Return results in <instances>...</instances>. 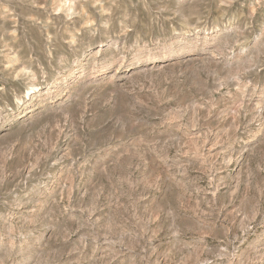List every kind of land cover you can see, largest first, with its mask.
<instances>
[{
    "label": "rangeland",
    "instance_id": "rangeland-1",
    "mask_svg": "<svg viewBox=\"0 0 264 264\" xmlns=\"http://www.w3.org/2000/svg\"><path fill=\"white\" fill-rule=\"evenodd\" d=\"M240 261L264 264V0H0V264Z\"/></svg>",
    "mask_w": 264,
    "mask_h": 264
},
{
    "label": "bare ground",
    "instance_id": "bare-ground-1",
    "mask_svg": "<svg viewBox=\"0 0 264 264\" xmlns=\"http://www.w3.org/2000/svg\"><path fill=\"white\" fill-rule=\"evenodd\" d=\"M155 57H156V56H155ZM155 63H156V62H155ZM239 263H240V264H243V262H242V261H240Z\"/></svg>",
    "mask_w": 264,
    "mask_h": 264
}]
</instances>
